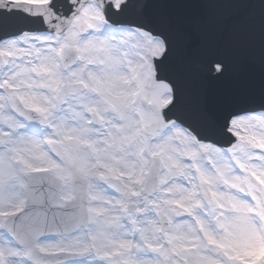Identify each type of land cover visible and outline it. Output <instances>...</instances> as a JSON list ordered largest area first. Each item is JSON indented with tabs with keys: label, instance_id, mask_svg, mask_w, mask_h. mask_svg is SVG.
Returning <instances> with one entry per match:
<instances>
[{
	"label": "snow or ice",
	"instance_id": "6c2138e0",
	"mask_svg": "<svg viewBox=\"0 0 264 264\" xmlns=\"http://www.w3.org/2000/svg\"><path fill=\"white\" fill-rule=\"evenodd\" d=\"M169 7L0 0V264H264V0Z\"/></svg>",
	"mask_w": 264,
	"mask_h": 264
},
{
	"label": "water",
	"instance_id": "95a60500",
	"mask_svg": "<svg viewBox=\"0 0 264 264\" xmlns=\"http://www.w3.org/2000/svg\"><path fill=\"white\" fill-rule=\"evenodd\" d=\"M213 0H168L170 7L167 9V15L171 19L182 20L186 25L194 30H199L203 18L215 15L218 19L225 15L231 16V13L218 12L210 9L208 5ZM240 22L237 21L236 24ZM216 44L223 48L227 46V39L217 34L213 38ZM179 49L184 47L183 41H178ZM259 30L257 22V30L253 40L244 48L242 56L232 60V70L229 76L218 84L211 85L210 88L215 95H224L232 92L240 91L248 86L253 80L258 78L259 73ZM245 61L247 67L245 68Z\"/></svg>",
	"mask_w": 264,
	"mask_h": 264
}]
</instances>
